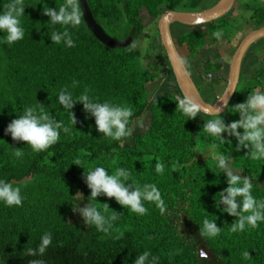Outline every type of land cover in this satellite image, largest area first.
Returning <instances> with one entry per match:
<instances>
[{"label":"trees","instance_id":"1","mask_svg":"<svg viewBox=\"0 0 264 264\" xmlns=\"http://www.w3.org/2000/svg\"><path fill=\"white\" fill-rule=\"evenodd\" d=\"M86 1L110 37L132 39L128 47L111 49L102 44L83 16L74 27L51 25L50 18L43 15L44 7L56 9L65 0H23L24 40L8 45L6 34L0 33V179L19 186L24 196L22 206L0 203V264H30L34 259H43L45 264H135L144 251L158 256L159 264H264V222L232 232L237 217L223 212V205L217 206L218 194L228 187L227 181L211 172V163L198 160L192 143L197 121L184 116L173 97L162 96L152 105L146 135L134 134L121 141L99 133L94 117L82 104L65 110L58 102L62 88L68 87L74 96L87 89L100 102L131 107L130 125L134 126L148 104L144 90L148 74L137 68L140 54L132 47L143 34L141 12L157 16L162 8L193 10L202 0ZM9 2L0 0V11ZM65 30L70 32L74 47L51 40V32ZM74 81L78 82L75 88ZM39 103L50 118L62 121L71 131H61L59 141L46 151L34 152L5 130L24 108ZM128 139L132 145L126 144ZM233 141L230 144L244 175L257 181L263 175L264 160L251 159L249 150L240 147L235 136ZM16 149L23 150L21 158L15 157ZM77 159L82 161L79 166L75 165ZM157 161L165 165L163 174L155 171ZM97 166L110 174L125 167L136 183L156 184L165 211L161 213L155 202H145L147 213L138 215L102 195L97 198L99 204L97 200L92 203L102 212L107 204L104 214L115 212L118 219L107 233L87 225L74 207L89 203L91 190L85 173ZM252 193L258 200L264 199V191L256 186ZM205 218L217 222L222 229L219 236L200 235ZM46 232L53 236L46 253L42 257L28 255L27 249L37 248ZM203 245L211 258L199 257ZM245 251L250 253L248 259L243 257Z\"/></svg>","mask_w":264,"mask_h":264},{"label":"clouds","instance_id":"2","mask_svg":"<svg viewBox=\"0 0 264 264\" xmlns=\"http://www.w3.org/2000/svg\"><path fill=\"white\" fill-rule=\"evenodd\" d=\"M23 0H10L0 11V33L6 34L4 42L8 45L15 44L25 38V28L22 17L25 15ZM43 15L50 18L49 23L53 26H77L81 23L82 13L79 0H65L59 8L44 7ZM54 44L63 42L67 47H74L75 43L69 31H53L50 34ZM214 36L220 40L224 36L223 31H216ZM137 45H132L135 48ZM179 64L185 66L187 61L180 59ZM76 81L72 87L77 86ZM58 102L65 110H71L75 104L83 105L86 112L95 119L96 129L104 136L115 141L133 135V127L130 120L133 117V109L127 105L116 104L110 101L100 102L90 96L86 89L79 96H74L68 87L62 88L58 95ZM178 109L189 119H195L202 111L210 114L213 118L207 120L203 132L216 138L221 144L224 143V134L235 136L239 146L248 149L253 160H264V92L250 93L246 102L235 106V111L239 113L240 119L226 124L219 115V109L213 111L212 108L204 109L194 102L190 97L185 96L176 102ZM71 112V111H70ZM71 123L76 124V119L72 115ZM243 129L241 133L239 130ZM61 131L68 134L71 131L62 121H58L46 113L45 107L40 103L38 106H28L23 109L18 118L13 119L7 126L5 133L10 135L14 141L26 142L34 152H42L56 144L61 136ZM217 145H212V158L216 166L223 170L227 178L228 187L218 194L217 206L223 205L222 211L237 217L236 222L231 226L232 232L244 231L246 227L256 228L259 222H264V199L258 200L252 193L253 183L249 176H241L238 170L234 171L231 165V158L216 151ZM14 155L21 158L23 150H14ZM82 161L76 160L75 165H81ZM83 168V167H82ZM165 165L157 161L155 171L163 174ZM87 187L91 190L89 203L83 208L78 205L74 210L79 211L87 225L95 226L99 231L109 232L113 222L118 219L115 212L110 216L105 215L108 211L107 204H104L102 212L92 201L100 196L114 198L121 206L130 209L138 215H144L148 209L145 202H155L161 213L165 211V202L159 188L154 183L140 185L132 180L131 172L120 167L114 173L101 166L89 169L85 173ZM131 181V182H130ZM24 196L19 186L0 179V203L6 206H22ZM222 229L218 227L215 220L205 218L203 226L200 228V235L205 238H215L220 235ZM53 236L51 232H46L41 237L37 248L27 249L30 256L39 255L42 257L52 245ZM207 255L201 250V257ZM243 257L248 259L250 253L245 251ZM30 264H45L43 259H34ZM135 264H159V257L150 251H144L137 255Z\"/></svg>","mask_w":264,"mask_h":264},{"label":"flooded vegetation","instance_id":"3","mask_svg":"<svg viewBox=\"0 0 264 264\" xmlns=\"http://www.w3.org/2000/svg\"><path fill=\"white\" fill-rule=\"evenodd\" d=\"M217 1L214 0L212 6ZM205 3L206 0H202L199 7L193 10L189 8L178 10L162 8L157 16H152L146 11L150 18L157 20V29L152 36L147 35L148 42L145 49L136 50L133 48V51L140 54L137 68L144 74H148L144 88L148 102L147 108L136 121L142 119L147 112L150 114V119L147 127L141 132L134 131L135 121L134 126H132L133 135L143 136L147 134L152 121L151 107L158 98L167 95L178 102L179 99L185 97L177 85L172 62L162 43L158 29L161 16L170 11H203L209 8L204 5ZM262 29H264V0H234L233 8L229 13L206 25L186 26L175 23L171 26L170 33L175 50L180 59L187 61L184 67L205 103L214 106L223 100L229 90L232 63L241 43L246 37ZM216 31L224 32V36L220 40L214 36ZM255 92H264V38L255 40L249 46L241 62L239 78L231 98L219 111V115L226 124L230 125L240 119L239 113L235 111V106L246 102L250 93ZM212 118L210 114L204 112L195 118L197 132L194 134L195 140L192 143L195 145L194 150L197 152L198 160L211 163V172L219 176L220 180L224 181L225 179L227 181L223 170L216 166V162L212 158V145L216 144L218 146L216 151L231 158L233 170H238V174L245 176L238 158H235L237 157L236 149L230 144L234 142V136L225 133L224 143L221 144L219 140L203 132L207 120ZM126 144L132 145L129 139ZM187 172L190 173V169ZM193 174L191 176L194 177ZM252 183L253 187L256 186L257 189L264 191V172L257 181L252 179ZM202 247L198 250L199 257L201 259L211 258L212 253L206 249L205 245ZM201 250L206 253L205 258L201 257Z\"/></svg>","mask_w":264,"mask_h":264},{"label":"water","instance_id":"4","mask_svg":"<svg viewBox=\"0 0 264 264\" xmlns=\"http://www.w3.org/2000/svg\"><path fill=\"white\" fill-rule=\"evenodd\" d=\"M79 3L81 7L82 16L87 28L102 44L106 45L111 49H116V48H124L132 42L131 38H127L123 41H117L112 37H110L103 29V27L96 22L95 18L93 17L88 7L87 1L79 0ZM233 4H234V0H218L213 6L203 11H196V12L170 11L163 14L158 22V29L162 37V43L166 48L170 60L172 62V68L179 89L183 92L184 96L190 97L194 102L201 105L202 108L204 109L212 108L213 111L215 109H219V111H221V109L224 108V106L231 98V95L234 91V87L238 81L241 62L243 60L245 53L247 52L249 46L255 40L259 38H264V29L260 30L259 32L253 33L252 35L246 37L243 40L232 63L229 90L221 102H219L214 106H211L202 100L187 70L185 69L184 66H181L179 64L180 58L175 50L173 39L170 33V28L175 23H179L181 25H186V26H199V25L209 24L220 18H223L227 13L231 11V9L233 8ZM202 248L204 249V247Z\"/></svg>","mask_w":264,"mask_h":264},{"label":"rangeland","instance_id":"5","mask_svg":"<svg viewBox=\"0 0 264 264\" xmlns=\"http://www.w3.org/2000/svg\"><path fill=\"white\" fill-rule=\"evenodd\" d=\"M213 3H214V0H206V3L204 5L206 7H210V6H212ZM141 21H142V24L144 26V33L139 38V41L136 44L137 45L135 47L136 50L141 49V48L145 49L147 42H148V39L146 38L147 35L152 36L157 29V24H156L157 20L150 18L149 15L146 13V11H142ZM149 116H150V114H149V112H147L142 119L135 122V126H134L135 132H141L147 127V125L149 123V119H150Z\"/></svg>","mask_w":264,"mask_h":264}]
</instances>
